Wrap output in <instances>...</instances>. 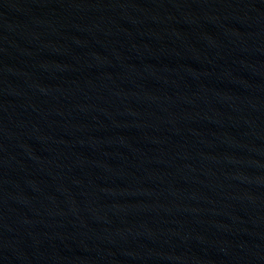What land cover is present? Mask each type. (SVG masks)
<instances>
[{
  "label": "water",
  "instance_id": "1",
  "mask_svg": "<svg viewBox=\"0 0 264 264\" xmlns=\"http://www.w3.org/2000/svg\"><path fill=\"white\" fill-rule=\"evenodd\" d=\"M0 264H264V0H0Z\"/></svg>",
  "mask_w": 264,
  "mask_h": 264
}]
</instances>
